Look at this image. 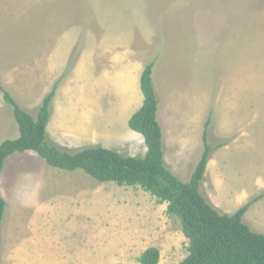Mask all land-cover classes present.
<instances>
[{"label":"rangeland","instance_id":"obj_1","mask_svg":"<svg viewBox=\"0 0 264 264\" xmlns=\"http://www.w3.org/2000/svg\"><path fill=\"white\" fill-rule=\"evenodd\" d=\"M154 62L167 167L190 181L216 148L201 193L220 214L264 234V0H0V87L36 117L56 87L48 141L142 158L129 118ZM19 129L0 90V144ZM121 141V143H120ZM117 149V150H116ZM6 202L0 264H179L188 241L167 204L144 190L50 167L34 152L0 173Z\"/></svg>","mask_w":264,"mask_h":264},{"label":"trees","instance_id":"obj_2","mask_svg":"<svg viewBox=\"0 0 264 264\" xmlns=\"http://www.w3.org/2000/svg\"><path fill=\"white\" fill-rule=\"evenodd\" d=\"M155 63L142 72L140 89L142 107L129 119L130 129L142 135L147 152L144 157H125L117 151L102 147L85 148L69 153L47 143V125L56 87L45 96L36 117L25 111L9 91L0 87L5 103L12 109L19 137L0 144V173L9 157L34 152L50 167L82 170L99 182H114L119 186L138 187L167 204V215L177 218L188 241V255L179 264H264V234L253 232L243 217L254 198L234 214H220L201 193L207 167L217 147L208 142L204 133V152L189 182H182L167 167L164 157V133L158 120L159 98L153 80ZM6 202L0 194V248L2 222ZM158 248L146 249L138 259L140 264H159Z\"/></svg>","mask_w":264,"mask_h":264},{"label":"crops","instance_id":"obj_3","mask_svg":"<svg viewBox=\"0 0 264 264\" xmlns=\"http://www.w3.org/2000/svg\"><path fill=\"white\" fill-rule=\"evenodd\" d=\"M142 72H143V71H142ZM141 75H142V73H141ZM140 78H141V76H140ZM142 104H143V102H142ZM142 104L140 105L139 109L142 107ZM139 109H138V110H139ZM138 110H137V111H138ZM137 111H136V112H137ZM158 113H159V111H158ZM129 119H130V118H129ZM128 122H129V121H128ZM120 143H121V141H120ZM116 150H117V149H116ZM117 151H118V150H117ZM118 152H119V151H118ZM128 157H133V156L131 155V156H128Z\"/></svg>","mask_w":264,"mask_h":264}]
</instances>
